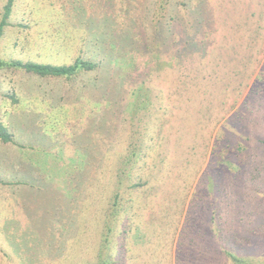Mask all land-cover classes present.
<instances>
[{
  "label": "rangeland",
  "instance_id": "374dc122",
  "mask_svg": "<svg viewBox=\"0 0 264 264\" xmlns=\"http://www.w3.org/2000/svg\"><path fill=\"white\" fill-rule=\"evenodd\" d=\"M195 48L208 52L194 63ZM78 58L96 68L69 79L0 69L2 121L15 140L0 141V264H96L101 248L116 264H146L138 222L154 236L156 219L180 218L178 242L189 209L223 224L198 238L207 260L190 264H232L210 249L227 244L264 261V227L251 229L264 222V0H14L1 61ZM159 140L172 148L163 184ZM133 151L147 164L127 161Z\"/></svg>",
  "mask_w": 264,
  "mask_h": 264
},
{
  "label": "trees",
  "instance_id": "16d2710c",
  "mask_svg": "<svg viewBox=\"0 0 264 264\" xmlns=\"http://www.w3.org/2000/svg\"><path fill=\"white\" fill-rule=\"evenodd\" d=\"M13 5H14V0H8V3L5 5L4 17L0 23V39L8 23V18L11 15ZM191 52H193L192 53L193 56L191 55L192 58L187 57V60L191 59V62L195 63L197 61L196 59L203 58L204 54L205 53L207 54L208 51L206 50L205 52H203L202 49L196 50L195 48V52L193 50ZM184 61L185 60H183V58L180 60L181 63H183ZM196 66H198V62L196 63ZM2 68H14V69H18L23 72L34 74V75H37L43 78L50 77V78L69 79V78L77 76L82 71L94 70L96 68V64L88 62V61H83L82 59H79V58L76 59L74 63H72L71 65H64V66H57V65H51V64H40V63H35V62H22L19 60H14V61H1L0 60V69ZM203 70L204 72H208L207 68H203ZM192 79L194 80V78ZM142 103L144 104L143 107L150 108L152 105L151 99L148 101L146 100V103L145 102H142ZM167 130L168 129H166V131ZM167 133H170V129L167 131ZM175 133H180V131L175 130ZM0 141L4 144L15 143L13 134L10 133V131L8 130V128L4 125L2 121L1 110H0ZM158 143H159L158 144L159 148H164V155L166 154V156H163L162 158H160L158 164H156L157 174L159 175L158 181L160 184L161 183L163 184L167 182H166V179H163L161 177L162 173H161L160 165L169 163L167 162V152H168L167 149H172V148L170 146L167 147V145L164 146L165 142L162 143V141L160 140L158 141ZM188 149H195V148H193L192 146H189ZM226 150H230V147L226 146ZM132 155L134 158L130 156L129 158H127L128 159L127 161H132L133 159H135L138 163H143V165L147 164L148 156H144L141 153L139 154L136 151H133ZM117 172L118 173L113 175L114 177H116L115 181H117V183L115 186V192L111 200L112 202H111L110 210L107 214V218L110 219V223L107 226L110 229L109 230L110 234L112 232L113 227H115V223L117 219L119 218V217L117 218V215L120 212V200L122 196L121 190L123 189L122 179H123L124 172L119 171V170H117ZM138 179L139 177H137V180ZM148 181H149V178H146L143 183H136V184L133 183L131 187L132 188L133 187L134 188L135 187H139V188L146 187V185H148L149 183ZM172 186L174 187V184ZM152 189L154 190V192L152 193L154 198L160 200V197L163 194V191L161 190L160 185L155 184L152 186ZM201 207L203 208L204 206H201ZM213 207H214L213 205L210 206L211 209H213ZM160 218H162L164 222L157 221V219L156 220L154 219L155 224L152 223L151 225H149V223H147L151 227L150 231L151 229H154V236L152 235L151 232L149 234V231H148L149 228H146L145 229L146 231H144L143 225L144 226H147V225H145L142 221H139L137 225V227H139L138 231L142 233L140 234L142 236L140 243H145V244L147 242L150 243L149 247L145 245L144 251L142 250L137 255L139 256L138 257L139 259L145 256L143 261L146 264H150L149 259H151V257L158 261L157 259L158 255H160L159 264H162L160 262H164V264H173V263L174 264H190V262H195L196 260H200V259L204 261L207 260L206 257L210 250L206 249L205 247L201 248L198 238L200 236H204V234H206L207 231H209V233H213L214 232L213 230L215 228H219L223 225V224H220V218L217 216H214L212 220H204L205 218L204 212L189 209V211L186 213V216H185V221L182 226V231L180 232V239L178 242H174L173 237H175L179 229L178 220L180 218L177 220L172 219L168 221L169 217L166 214H165V217H160ZM204 223L208 225L207 230H204L202 228V225H204ZM262 223L264 222L263 221L255 222L253 226H251V229L259 228L262 226L264 227V224ZM109 235L106 237V243H111L110 242L111 237L109 238ZM254 238H257V236H254ZM220 239L221 237L219 235L213 234L211 236V240L214 243H219ZM140 243L138 242V244ZM173 246L175 247L174 254H172ZM210 249H213L216 255L219 256V258H222L221 256L223 252V257L226 258V261H225L226 263L229 261V262H232V264H261L262 262L264 264L263 260L254 259V258L250 259L251 257L246 258L244 256L238 255L235 251L231 250V247L229 246V244L225 246L224 251L223 250L219 251V249L215 247H210ZM96 264H116V262L110 256L107 250L101 248L98 251V260Z\"/></svg>",
  "mask_w": 264,
  "mask_h": 264
}]
</instances>
